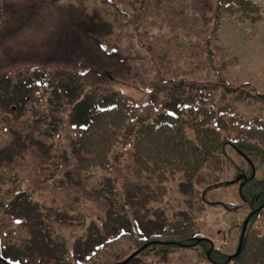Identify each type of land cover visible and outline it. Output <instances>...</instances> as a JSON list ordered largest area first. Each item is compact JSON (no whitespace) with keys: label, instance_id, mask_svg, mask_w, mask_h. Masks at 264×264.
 Returning a JSON list of instances; mask_svg holds the SVG:
<instances>
[{"label":"rangeland","instance_id":"obj_1","mask_svg":"<svg viewBox=\"0 0 264 264\" xmlns=\"http://www.w3.org/2000/svg\"><path fill=\"white\" fill-rule=\"evenodd\" d=\"M222 1L0 0V264H216L207 239L235 253L248 213L229 163L160 184L136 171L131 121L113 166L85 171L71 127L70 98L93 90L147 114L204 94L232 132L264 119V0ZM35 70L50 86L15 101Z\"/></svg>","mask_w":264,"mask_h":264},{"label":"trees","instance_id":"obj_2","mask_svg":"<svg viewBox=\"0 0 264 264\" xmlns=\"http://www.w3.org/2000/svg\"><path fill=\"white\" fill-rule=\"evenodd\" d=\"M223 3L225 1H219V5ZM255 8L258 9V6L251 7V11ZM32 73L27 78L26 86L23 83L18 86L19 97L15 101L26 103L32 89L39 85L50 86L49 81L44 80L50 74L37 70ZM67 88L68 86L64 87V96L69 97L70 89ZM204 98V94L190 96L183 102L180 101L181 106L176 112L168 113L164 108L160 115L153 114L152 109L151 114L145 113V107L141 108L142 112L137 113V102H131L126 96L106 95L100 90H93L75 99L70 98V105L73 106L71 127L79 130L81 138V170L89 171L98 165L109 167L112 164L110 156L114 146L130 128V122L135 121L133 131L129 130L134 135L132 155L137 173L149 175L161 184L182 172L186 180L191 182L216 158L222 161L228 158L226 141L233 137L229 134L223 137L222 134L223 129L228 133L232 122L220 117L215 109L205 106ZM11 104L13 102H6L2 107H12ZM157 106L153 110H158ZM201 115L203 119L200 118ZM189 129L195 131L197 142L187 135ZM234 140V145L247 156L250 150L259 151L264 148V121L254 118L249 127L241 129L234 136ZM249 158L253 161L256 159L251 156ZM150 188L155 192V187ZM241 198L244 211L256 210L264 203V180L256 178L254 182L246 184ZM125 232L132 233L131 230ZM243 247L236 257V264H264V235L255 229L253 222L247 230ZM211 260L224 262L227 255L213 250Z\"/></svg>","mask_w":264,"mask_h":264},{"label":"water","instance_id":"obj_3","mask_svg":"<svg viewBox=\"0 0 264 264\" xmlns=\"http://www.w3.org/2000/svg\"><path fill=\"white\" fill-rule=\"evenodd\" d=\"M247 222H248V221H246V222H245L246 226H245V228H244V231H243V234H242V240H241V244H240V249H239V250H241V248H242V244H243V238H244V236H243V235H244V233H245V231H246Z\"/></svg>","mask_w":264,"mask_h":264},{"label":"bare ground","instance_id":"obj_4","mask_svg":"<svg viewBox=\"0 0 264 264\" xmlns=\"http://www.w3.org/2000/svg\"><path fill=\"white\" fill-rule=\"evenodd\" d=\"M6 19V18H5Z\"/></svg>","mask_w":264,"mask_h":264}]
</instances>
